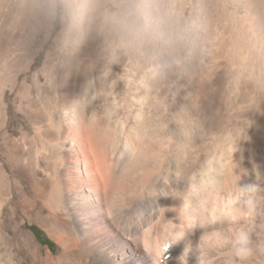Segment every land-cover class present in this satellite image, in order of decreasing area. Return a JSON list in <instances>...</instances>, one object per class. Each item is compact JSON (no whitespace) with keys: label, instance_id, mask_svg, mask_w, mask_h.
Returning a JSON list of instances; mask_svg holds the SVG:
<instances>
[{"label":"clouds","instance_id":"clouds-1","mask_svg":"<svg viewBox=\"0 0 264 264\" xmlns=\"http://www.w3.org/2000/svg\"><path fill=\"white\" fill-rule=\"evenodd\" d=\"M64 56L86 78L70 109L54 85ZM221 70L224 107L205 117L204 86ZM29 75L49 90L28 105L37 135L80 124L113 133L151 164L147 195L182 201L159 208L178 212L174 239L203 230L198 242L185 240L179 264L193 255L197 264H264V187L241 184L242 145L264 104V0H0V90ZM183 81L199 88L173 111ZM20 95L31 100L30 87ZM161 181L170 190L157 192ZM169 247L160 242L157 256L167 260Z\"/></svg>","mask_w":264,"mask_h":264},{"label":"bare ground","instance_id":"bare-ground-1","mask_svg":"<svg viewBox=\"0 0 264 264\" xmlns=\"http://www.w3.org/2000/svg\"><path fill=\"white\" fill-rule=\"evenodd\" d=\"M43 61L41 53L33 70ZM75 63L64 56L54 71L56 93L65 109L72 107L86 82ZM182 83L186 88L173 111L183 106L188 92L199 88L195 82ZM224 83L221 70L204 86L200 103L205 117L223 109ZM26 86L31 100L20 95ZM121 88L123 84L118 91ZM48 91L34 84L30 75L0 90V264H179L185 240L198 242L203 230L176 240L172 236L179 231L178 212L161 215L159 208H179L182 201L147 195L151 164L133 157L113 133H91L80 124L37 135L33 126L40 121L32 108L39 105L37 96ZM251 115V139L242 145L243 167L249 174L241 184L264 187V104ZM170 127L176 131L175 125ZM173 187L183 190L186 185ZM156 188L159 192L168 186L161 181ZM34 228L43 230L55 248L43 245ZM163 241L170 244L167 260L157 256ZM189 264H197L196 256H190Z\"/></svg>","mask_w":264,"mask_h":264},{"label":"rangeland","instance_id":"rangeland-1","mask_svg":"<svg viewBox=\"0 0 264 264\" xmlns=\"http://www.w3.org/2000/svg\"><path fill=\"white\" fill-rule=\"evenodd\" d=\"M34 230H35L39 240L41 241V243L43 245L46 246V245L50 244V246L52 248H55L54 243L51 242V240L49 239V237L46 235V233L43 230H41L39 228H34Z\"/></svg>","mask_w":264,"mask_h":264}]
</instances>
